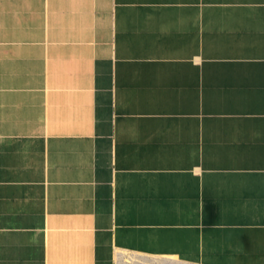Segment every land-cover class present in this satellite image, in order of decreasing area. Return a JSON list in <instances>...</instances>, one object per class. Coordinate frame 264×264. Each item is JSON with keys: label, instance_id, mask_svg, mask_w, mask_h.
Returning a JSON list of instances; mask_svg holds the SVG:
<instances>
[{"label": "crops", "instance_id": "obj_1", "mask_svg": "<svg viewBox=\"0 0 264 264\" xmlns=\"http://www.w3.org/2000/svg\"><path fill=\"white\" fill-rule=\"evenodd\" d=\"M121 255L264 264V0H0V264Z\"/></svg>", "mask_w": 264, "mask_h": 264}, {"label": "rangeland", "instance_id": "obj_2", "mask_svg": "<svg viewBox=\"0 0 264 264\" xmlns=\"http://www.w3.org/2000/svg\"><path fill=\"white\" fill-rule=\"evenodd\" d=\"M121 256L123 257V263H120V264H136V263H134V259H138L135 256H126V257H124L123 255H121ZM170 263H172V262H170ZM145 264H163V263L153 260V261H147V263H145ZM166 264H169V263H166Z\"/></svg>", "mask_w": 264, "mask_h": 264}, {"label": "bare ground", "instance_id": "obj_3", "mask_svg": "<svg viewBox=\"0 0 264 264\" xmlns=\"http://www.w3.org/2000/svg\"><path fill=\"white\" fill-rule=\"evenodd\" d=\"M148 259V258H147ZM134 263H136V264H145V263H147V262H140L139 261V258L138 259H134Z\"/></svg>", "mask_w": 264, "mask_h": 264}]
</instances>
